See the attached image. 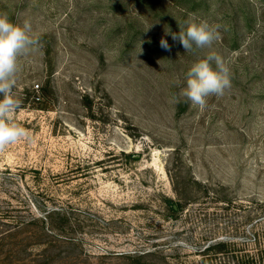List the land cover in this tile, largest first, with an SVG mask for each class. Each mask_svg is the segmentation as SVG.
<instances>
[{
  "label": "rangeland",
  "instance_id": "obj_1",
  "mask_svg": "<svg viewBox=\"0 0 264 264\" xmlns=\"http://www.w3.org/2000/svg\"><path fill=\"white\" fill-rule=\"evenodd\" d=\"M0 14L39 39L13 89L30 138L0 152V264H202L211 242L239 258L264 246V0H0ZM189 20L220 38L186 52L165 30ZM211 53L231 87L201 109L180 93Z\"/></svg>",
  "mask_w": 264,
  "mask_h": 264
},
{
  "label": "clouds",
  "instance_id": "obj_2",
  "mask_svg": "<svg viewBox=\"0 0 264 264\" xmlns=\"http://www.w3.org/2000/svg\"><path fill=\"white\" fill-rule=\"evenodd\" d=\"M187 27L179 26V33L170 34L174 41H179L186 52L196 48L210 47L220 38L218 24H209L202 20L186 21ZM39 43L33 32L30 20L14 23L7 14H0V152L21 139L30 138V133L16 121V113L20 101L15 97L13 89L19 70V59L35 48ZM160 46L170 50L163 37ZM213 64L215 67H213ZM231 87V73L223 58L215 53L195 62L187 72L186 87L180 95L193 105L203 109L209 96H222Z\"/></svg>",
  "mask_w": 264,
  "mask_h": 264
},
{
  "label": "trees",
  "instance_id": "obj_3",
  "mask_svg": "<svg viewBox=\"0 0 264 264\" xmlns=\"http://www.w3.org/2000/svg\"><path fill=\"white\" fill-rule=\"evenodd\" d=\"M174 210V209H173ZM258 243V242H257ZM258 251L255 255L247 256L244 254L241 258H239L236 253L235 244L230 241H215L211 242L208 246L204 248L202 251V258L203 261H201L202 264H206L207 260H204L207 256L210 259L211 255H228L232 254L233 257L237 258V261L235 264H264V246L259 243ZM233 247V250L231 249ZM149 253V252H148ZM251 259V261H250Z\"/></svg>",
  "mask_w": 264,
  "mask_h": 264
}]
</instances>
